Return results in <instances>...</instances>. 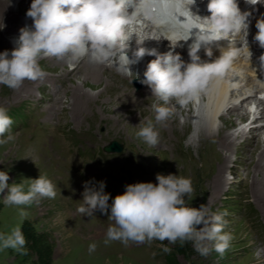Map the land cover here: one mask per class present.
Masks as SVG:
<instances>
[{
    "label": "rangeland",
    "instance_id": "rangeland-1",
    "mask_svg": "<svg viewBox=\"0 0 264 264\" xmlns=\"http://www.w3.org/2000/svg\"><path fill=\"white\" fill-rule=\"evenodd\" d=\"M18 1L12 0L11 7L15 16L20 21L23 20L24 23L25 20L32 18L27 15L31 1L29 3V0H23V7L17 6ZM9 25L15 27L14 24L10 23ZM24 25L27 26L26 23ZM4 30L0 29V33H3L1 39L8 45L0 50L9 47L12 49L18 34L10 37L9 33L4 34ZM139 35L142 37L143 33ZM154 43L157 44V42ZM137 47V45L133 46L132 50L134 51ZM130 53L128 55L131 57L132 53ZM142 58L143 56L136 64L130 66L132 69L135 67L134 71H138L140 74H143L147 64ZM109 63L114 64L117 70L119 69L116 62ZM53 64L55 62L52 61L40 63L45 70L46 77L44 75L42 81L28 86L31 92L30 97H20L18 101L14 100L16 88L0 84V105L7 107L8 114L12 116L13 123L9 132L14 135V139L0 144V161H3L0 163V170H8L10 177L8 183L20 182L21 179L26 178H36L39 174H47L57 186L55 197H41L27 205H5L3 197H0V232L9 233L21 222H31L36 232L50 247L52 264H171L169 262L171 259L175 264H264V249L260 246V239L264 238V199L260 201L254 196L255 191L259 189L256 188L257 186L264 187V174H262L263 177L261 174L258 176L256 174L255 182H252V176L247 167L249 162L256 160V158H252L253 146L249 145L248 130L263 125L264 119L258 117V106L261 103L256 101L255 96L248 97L253 87L250 88V85L245 82V79H249L250 76L246 75L241 67L232 65L225 73L229 84L225 91L227 94H224L226 99L214 116L216 129L221 126L219 116L226 112L232 104L241 107L240 101L242 100V109L246 108L249 111V119L244 123L237 121L235 126L227 129V133L234 138H239L241 133H244L245 136L234 140V148L241 157L231 156L232 163H228L225 168V195L220 196L219 200L213 202L211 206H209L208 196L204 197L202 202V204L208 203L207 206L213 211L228 210L229 214L225 218L229 223L225 231L231 232L233 239L224 254L221 255L213 248L207 255H201L196 251L193 241L181 243L177 240L174 244L159 239L144 242L130 240L127 244L120 240L105 242L108 239L107 228L114 223L110 215L102 214L99 210L91 216L79 212V206L83 203L82 193L85 181L96 184L103 180L105 182L104 190L110 194L109 203H111V198L122 193L125 190L124 186L128 183L140 181L156 183L155 175L157 173L168 174L167 167L172 161L164 159V156L160 154L162 147H156V153L160 154L158 161L163 163L158 169H153L154 162H157L156 158L151 160L148 157L140 158L133 155L134 152L143 154L144 151L143 148L137 146L134 148L131 145V141L135 143L136 141H134L133 135L127 132L123 123L112 118L109 114L100 116L97 106L90 110L86 109L84 116L81 115L78 110L79 104L71 102L70 78L63 74L64 68ZM72 66L71 64L66 65L68 70L73 69ZM104 72L110 74L108 69H105ZM119 72L122 73L120 69ZM50 77L51 80L64 82L61 87L62 93L57 92L59 93L57 104H53V101H49L48 98L56 97L55 90L54 92L50 91V94L46 92L47 83L45 81ZM126 77L124 85L127 89L132 90L129 94L131 100L128 102V107L132 110H143L146 103L136 94L142 90L140 79H132L129 75ZM65 79L68 83L65 82ZM239 83L242 84L241 87H237ZM76 84H80L79 80ZM137 85L138 88H136ZM66 89L69 91L66 92ZM82 89L94 94L100 87H83ZM241 93L245 95L238 98ZM206 94L207 85L201 90L198 98L191 101L193 111L190 116L191 125L183 133L184 136L173 137L176 148L173 152L175 158H178L177 151L183 157L190 155L192 153L190 147L192 135L196 129L207 127L206 112L208 107L206 100L203 99ZM126 97L128 96H123V98ZM138 103H141L142 106H135ZM49 104H52L56 109L55 112L52 111L53 117L50 118L45 112ZM186 105L181 104V109H188ZM142 117L147 119L146 115ZM179 120L183 121L182 114H179ZM258 132L262 134L264 143V127ZM8 135L9 133L6 132L5 138ZM111 141L121 144L122 151L120 153L108 154L103 151V147ZM165 154L169 156V152ZM169 157L172 158V156ZM130 158L137 161L138 168L132 166L134 164ZM24 182L27 186L30 181ZM198 200L191 196L188 197V203L193 207H199ZM21 209H24L26 216H21ZM92 243L96 244V248L90 251L89 245ZM165 245L171 250L165 251ZM27 252L28 249L25 246L20 250L11 247L0 249V264H34L35 256L30 253L27 256Z\"/></svg>",
    "mask_w": 264,
    "mask_h": 264
},
{
    "label": "clouds",
    "instance_id": "clouds-1",
    "mask_svg": "<svg viewBox=\"0 0 264 264\" xmlns=\"http://www.w3.org/2000/svg\"><path fill=\"white\" fill-rule=\"evenodd\" d=\"M195 2L187 0L181 13L184 19L179 20V29L172 33L177 37L176 43L172 44L171 39L166 38L170 41L167 51L160 53L154 48L137 47L130 57L127 53L129 0H31L27 15L33 18V27H21L15 46L0 51V84L17 88L25 80L43 78L45 70L39 63L42 56L71 54L78 59L88 55L96 62H116L122 73L140 79L157 97L152 105L154 119L146 120L136 133L148 144L156 145L160 135L157 124L167 121L171 115L173 99L182 105L197 99L213 75L222 76L229 70L242 44L250 53L247 18L251 13L242 11L238 0H207L210 15L204 16L193 11L191 6ZM245 2L264 5V0ZM4 27L0 19V29ZM256 28L255 39L264 47V19L257 20ZM230 36H242L240 46H237L238 40H230V46L222 49L219 57L210 62L201 60L198 50L202 46L211 57L212 50L208 45ZM189 38V59L186 61L176 48L183 47L179 41H188ZM145 53L155 59L147 62L141 79L140 73L130 66ZM12 123L7 107L0 105V144L14 139L9 132ZM6 132L9 135L5 138ZM9 179L8 170H0V194H3L0 197L5 205H27L41 197H55L57 194V186L47 174L21 179L20 182L8 183ZM24 181L30 182L26 186ZM156 181L128 183L122 193L111 198V203L103 180L96 184L85 181L83 203L78 210L88 216L97 210L110 215L114 223L107 228L105 242L120 240L127 244L130 240L159 239L174 244L177 240L181 243L193 241L201 255H207L213 248L224 254L233 239V234L225 231L229 223L225 218L228 210L213 211L207 204L191 206L188 203V197L194 192L191 177L157 173ZM20 211L21 216H26L24 209ZM26 243L22 222L9 233L0 232V249L20 250ZM95 248V243L89 245L90 251ZM164 250L171 249L165 245Z\"/></svg>",
    "mask_w": 264,
    "mask_h": 264
},
{
    "label": "bare ground",
    "instance_id": "bare-ground-1",
    "mask_svg": "<svg viewBox=\"0 0 264 264\" xmlns=\"http://www.w3.org/2000/svg\"><path fill=\"white\" fill-rule=\"evenodd\" d=\"M11 1L12 0H9V2L8 0H0V19H2V22L5 24V28H3V30L5 29L4 34L9 33L10 37L14 36L15 34H18L19 36V29L25 26L24 23H26V25L29 28L33 27V18L27 19L23 23L22 22L23 20L20 21V19H18V17L15 16V12L12 10L11 7ZM30 1L31 0H29V3ZM17 3H18L17 4L18 7L24 6L23 0H19ZM10 23L15 25L14 27L15 29L11 25H9ZM140 33H143L142 37L139 35ZM127 35L129 38V41H127L129 45L127 49V53L130 52L132 53L133 51L132 47L135 45H137L138 47H144L145 49L154 48L160 53L167 51V47L162 42L160 41L157 42L156 40L152 39L150 37V34L146 31L142 32L140 30L134 29L133 25L130 24V22H128L127 25ZM2 37H3V33H0V48H4V46L8 45L6 41H2L1 39ZM154 42H157V44ZM0 51L3 50L1 49ZM142 56H143L142 60L146 61V63L152 59H155V56L148 55L147 53H145ZM234 59H235L234 61H236L239 59V57L237 56ZM50 61L55 62V64L53 65H59L60 67L64 68L63 74L66 77L70 78L71 88L69 86V90H70L71 102H73V104L75 103L79 104L78 110L80 111L79 113H81V115L84 116V112L86 109L90 110L92 107L97 106L99 108L100 116L109 114L112 116V118H116L118 121H120L126 126L127 132L133 135L134 141H136L137 143V145H135L136 143L131 141V145L133 147L137 146L143 148L144 151L143 154L134 152L133 155L140 158L148 157L151 160H154L156 158L157 162L156 163L154 162L153 169H158L159 166L163 163L161 161H158L159 160L158 157L160 158V156L158 155L160 154L164 156V159L167 158L169 161H172V163L168 165L167 170L169 171V173H174L181 176L192 178L194 192L190 196L195 200L199 199L198 200L199 204H202L204 200L203 198L204 197L206 198L208 196L209 206H211L213 202L219 200L220 196L225 195L226 193L224 189L226 185L224 178L225 168L228 163L230 162L232 163L231 156L236 158L241 157L240 153H238L237 150H235L234 148V142L236 141L235 139H240L243 136H245L244 133H241V136L239 138L238 137L234 138L231 134L227 133V129L232 126H235L237 121H240V123L246 122L250 116V113L249 111H247L246 108L242 109V100H241L240 101L241 107L232 104L227 109L226 112L222 113L219 116V121L221 123V126L215 129V121H214L215 113H217L220 110V108L224 104L223 103L224 99H226L224 96V94H227V92L225 93V91L227 89V84H228V78L226 77L227 76L226 74H223L222 76L213 75L209 79L207 83V94L203 98L204 100H206L208 107L206 112L208 117L207 118L208 121L206 125L207 127L206 128L199 127L200 129H196L195 133L192 135L191 144H190L192 153H190V155H188L187 157H183L182 155H180L181 153L177 151L176 156L178 158H175L173 152L176 150V148L174 146L173 137L184 136L183 133L185 132L187 127L191 125L190 116L193 113L191 101L186 105L188 107V109L185 108L186 110L181 109V104L177 103L175 99L171 101L170 104V106L172 107L171 115L169 116L167 121L157 124V129L160 134L159 142L156 145H150L147 142H145L143 138L138 137L136 135V133L143 126L146 120L154 119L155 116L152 105L153 102L157 100V97L155 96V94H152L151 89L148 85L142 83V90L136 93L146 103L145 108L143 110H132L128 107V102L129 100H131L129 94L131 93L132 90L127 89L124 85V81L126 80L127 77L126 75L119 72V69L117 70L116 66L112 63H109V61L103 63L96 62L92 60L88 55L76 59L73 58L71 54H66L63 57L48 56L46 58H39V63L41 62L48 63ZM243 61H246L247 63L251 62L250 60H245V59H243ZM68 64L73 65L72 66L73 69L68 70L66 67V65ZM258 64H264V60L259 59ZM139 65L141 66V64ZM105 69H108V72L110 74L105 73L104 72ZM133 70H135V67ZM241 70L245 72L246 75L253 74L251 69L246 70L244 67L243 68L241 67ZM140 78L141 79L143 78L142 74H140ZM43 79L44 77L37 80H25L21 86L17 87L14 90L15 93L13 99L18 101L20 97L21 98L30 97L31 92L28 86L34 84L37 81H42ZM51 79L52 78L50 77V79H47L45 81V83H47L46 92L48 94H50L49 86L51 85V83H53L52 82L53 80ZM249 79H245V82L248 83V81L246 80ZM77 80H79L80 82V84L78 85L76 84ZM65 82L68 83L67 80ZM241 85L242 84L239 83V85L237 84V87L238 86L241 87ZM96 86L100 87V89L94 94L85 92L82 89L83 87L92 88ZM40 88L43 89L42 87ZM69 90L66 89V92ZM255 90L256 89H252V91L249 92L248 97L255 96L256 99L257 93ZM59 91L62 93V91L58 88L55 90L56 93ZM243 94L244 93L239 94L240 96L238 98H241ZM123 96H128V97L123 98ZM53 97L54 96L48 97L49 101H53V104L54 103L57 104L59 102L57 101L59 98V93L56 94L55 98ZM256 101L259 102L258 100ZM161 103L163 102L161 101ZM70 105L72 106V104ZM45 110L49 118L53 117L52 111L53 112L56 111V109H54L52 104H49V107L47 106ZM258 113H259L258 117L262 118L263 117L262 111ZM71 114L73 115V113ZM179 114H182L183 116L182 122L179 120ZM143 115H146L147 119L142 117ZM74 119H76V117H74ZM263 127H264V122L263 125L248 130V136L250 138L249 145L253 146L252 158L253 159L256 158L255 161L253 160L252 162H249L247 165L249 169V173H251L252 176V182H255L256 174L257 176L260 174L262 176V174H264V143L261 136L262 134L258 132ZM256 138L257 140H255ZM156 147L159 148L162 147L164 150L160 148L161 153L158 154L155 151V149H157ZM165 153H167L169 156H172V158L167 156ZM130 160L134 164L132 166L138 168L137 161L134 158H130ZM256 188L259 189L255 191L254 196L261 201V199H264V187L257 186ZM199 196H201V198H199Z\"/></svg>",
    "mask_w": 264,
    "mask_h": 264
},
{
    "label": "trees",
    "instance_id": "trees-1",
    "mask_svg": "<svg viewBox=\"0 0 264 264\" xmlns=\"http://www.w3.org/2000/svg\"><path fill=\"white\" fill-rule=\"evenodd\" d=\"M22 230L27 240V243L24 245L28 249L26 255L29 256L30 253L35 256L34 264H52L50 247L41 235L36 232L32 223L24 221L22 223ZM169 262L175 264L172 259Z\"/></svg>",
    "mask_w": 264,
    "mask_h": 264
},
{
    "label": "water",
    "instance_id": "water-1",
    "mask_svg": "<svg viewBox=\"0 0 264 264\" xmlns=\"http://www.w3.org/2000/svg\"><path fill=\"white\" fill-rule=\"evenodd\" d=\"M103 151L106 153H120L122 151V146L118 142L111 141L103 147Z\"/></svg>",
    "mask_w": 264,
    "mask_h": 264
}]
</instances>
